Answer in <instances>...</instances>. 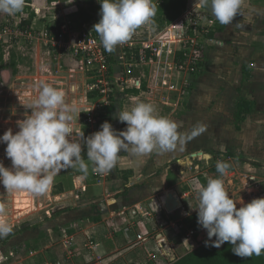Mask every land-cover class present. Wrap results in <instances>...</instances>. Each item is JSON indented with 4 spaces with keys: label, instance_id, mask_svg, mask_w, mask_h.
Masks as SVG:
<instances>
[{
    "label": "crops",
    "instance_id": "1",
    "mask_svg": "<svg viewBox=\"0 0 264 264\" xmlns=\"http://www.w3.org/2000/svg\"><path fill=\"white\" fill-rule=\"evenodd\" d=\"M160 1L153 0V3L157 7ZM92 2L101 8L98 0ZM198 4L199 0H186L185 10L178 15L159 9L151 24L142 25L129 40L117 45L112 53L108 52L113 75L139 81L138 88L114 89L110 112L113 128L118 132L120 109L129 110L139 102L150 103L155 114L169 118L177 124L179 132L186 134L184 144L173 151L154 150L140 156L133 155L130 149L122 151L103 180L96 178L88 159L85 160L88 174L84 179H80L83 173L78 167H68L73 190L63 193L60 189L55 195L63 197L76 191L84 204L83 208H74L60 217L63 223H68L61 228L65 229V239L73 238L75 246L66 250L63 238L59 246L50 242L44 251L30 252L31 256L39 254V264H173L205 243L202 235L196 238L190 230L181 228L183 219L177 218L188 198L184 186L192 181L190 170L209 156L224 153L237 159L243 158L245 153L250 156L257 153L255 131L262 129L260 123L264 119L254 117L253 113L264 112V0H242L239 13L229 25L220 24L210 6L200 8ZM81 6L83 0L80 3L76 0H30L22 13H0V41L6 37L14 41L25 39L30 44L33 41L32 51L37 57L41 53L43 33L29 41L31 37L27 36L31 29L44 28L45 37L53 34L48 40L55 38L58 35L56 23L60 24L63 19L69 21V16ZM21 14L27 18H21ZM184 14L192 16L199 26L213 33L215 43L203 40L201 70L189 78L191 90L187 96L179 97L182 75L176 65L180 55L177 41H167L166 48L146 63L136 62L134 54L155 31ZM86 25L93 29L95 24ZM59 51L64 54L59 68L70 65L74 70L79 63ZM131 51L133 58L126 57L125 53ZM10 59L9 65L14 67L15 60L12 56ZM86 97L84 92L85 109L89 106ZM241 100L253 104L250 114H238ZM193 130L198 134L189 137ZM249 160L254 161L247 158ZM167 201H176V206L168 208ZM72 205L75 206L76 201ZM50 231L53 233V229ZM38 235H30L24 243L10 245L15 248L23 244L25 247V243L34 242ZM89 242H92L91 249L86 246Z\"/></svg>",
    "mask_w": 264,
    "mask_h": 264
},
{
    "label": "clouds",
    "instance_id": "2",
    "mask_svg": "<svg viewBox=\"0 0 264 264\" xmlns=\"http://www.w3.org/2000/svg\"><path fill=\"white\" fill-rule=\"evenodd\" d=\"M101 17L93 26L103 48L112 53L116 46L130 39L142 25H149L156 15L153 0H98ZM242 0H199L200 8L210 6L212 15L222 25H229L239 13ZM25 0H0V13L15 15L22 13ZM38 97L29 106L31 114L17 121L19 131L8 129L0 136L5 144V155L11 161L6 168L0 162V185L8 191H27L34 195L45 193L54 177L64 168H77L84 179L88 164L82 158L86 149L92 171L104 174L111 171L118 161L120 152L131 151L140 156L158 152H169L183 145L185 135L178 131L175 122L155 114L152 104L139 102L129 110H119L117 119L126 123L125 130L117 132L105 121L101 130L75 142L71 137L74 114L78 109L65 103L62 89L41 81ZM75 88V86H73ZM193 130L189 137L197 135ZM131 146V147H130ZM230 165L217 161L216 171L220 176L227 174ZM197 225L206 230L212 247L219 248L230 243L232 252L238 257L260 255L264 251V197L254 198L244 204L229 197L221 178L207 179L206 186L198 180ZM237 203L241 206L237 208ZM4 209L0 207V214ZM12 232L9 224L0 221V238ZM215 237L213 241L212 238ZM2 259V257H0Z\"/></svg>",
    "mask_w": 264,
    "mask_h": 264
},
{
    "label": "rangeland",
    "instance_id": "3",
    "mask_svg": "<svg viewBox=\"0 0 264 264\" xmlns=\"http://www.w3.org/2000/svg\"><path fill=\"white\" fill-rule=\"evenodd\" d=\"M76 1L80 3L81 0ZM39 30L40 27L31 29V34L27 36L31 37L29 41H32V38L40 37V33H43V41L40 44L41 53L37 57L34 51H32L33 41L30 44L25 39L14 41L9 40L8 37L5 38H8L6 42L4 38L0 41V50L5 55V58H3L5 59V64L0 69V136L8 129H12L14 134L19 131L16 126L17 121L23 120L27 115L31 114L29 106L38 97L40 90L38 87L39 83L44 81L55 88L62 89L65 93V103L73 105L78 109L77 113L74 114L73 121H71L73 128L71 138L75 142L81 143L83 147L82 134L85 138L90 136L81 121V117H83L82 113L87 106L85 102L83 103L84 92L87 95L86 98L89 104L91 100L86 92L89 75L79 64H76L74 70L70 65H68V68H59V66H62L61 58L64 55H62L63 52L60 53L59 48L53 49L50 43L47 44L45 42H49L47 38L52 36V33L50 35L47 34L48 36L45 37V29ZM9 56H12L15 60L14 67L9 65V62L12 60ZM190 90H187L186 94ZM186 94L185 96H187ZM253 115L254 117H258V119H264L263 111L261 113L255 111ZM251 123L253 125L251 127L254 129V122L251 121ZM260 124L262 129H256L255 131L256 140L258 141L256 154L252 153L250 156L248 153H245L243 154V158L234 159L221 153L212 157L209 156L204 161L197 163L196 167L194 166L190 170L188 174L190 176L189 179H192V181L189 182V185L183 184L185 185V190L188 192V198L187 202L181 206L180 212L177 215L178 219H185L188 216L197 214L198 199L194 183L197 180L206 186L209 177L223 179L224 187L229 193V197L237 202L242 200L244 204L251 202L254 198L264 197V120ZM5 148V144H0V162H3L6 168H10L11 161L5 155ZM247 158H253L255 162L252 160L247 161ZM217 161L227 162L230 165L226 175L220 176L216 171ZM69 171V168L62 169L54 177L47 191L41 195H34L27 191H8L3 185H0V207L4 209L3 214H0V221L11 226L12 232L10 235L24 230L28 231L27 229L29 228L46 223L47 228L42 232L51 235L52 239H50L53 240L48 239V241H40L37 244L32 242L33 240L28 241L30 248L27 249L23 244L17 245V248L12 247L10 244L14 245L15 240L11 239L8 242L11 247H6L7 250L5 252H0V257H2L0 264H39V254L31 256L30 252H42L44 251V247L50 242L59 246V242L66 237L65 229L61 230V228L63 229L68 223H63L60 217L74 211V208L79 209L84 207V204L79 201V195L76 191L63 197L55 195L60 189L63 190V193H67L68 189L73 190ZM104 174H106L104 178H107L108 173ZM96 178L98 180L104 179L100 177V174L96 175ZM75 201L76 205L73 206L72 204ZM240 206L241 204L237 203V208ZM182 227H184L183 224H181ZM53 228H59L57 233L53 234L50 231ZM179 229L180 227H178ZM200 235L203 237L202 240L208 239L206 230L200 228L195 231L194 237L196 236L197 238ZM196 238L193 239L195 240ZM212 240L214 241L215 237ZM1 241L2 238H0V246L2 245ZM48 256L50 257L51 255Z\"/></svg>",
    "mask_w": 264,
    "mask_h": 264
},
{
    "label": "built area",
    "instance_id": "4",
    "mask_svg": "<svg viewBox=\"0 0 264 264\" xmlns=\"http://www.w3.org/2000/svg\"><path fill=\"white\" fill-rule=\"evenodd\" d=\"M21 18H27V15L21 14ZM197 22L188 14L181 15L170 25L155 31L154 35L138 48L139 50L135 49V61L146 63L166 48L167 41L179 43L180 55L176 61L179 73L182 75L178 89L179 97H184L186 91H189L191 87L189 78L201 70L204 52L203 40L215 43L212 38L208 37L209 30L199 26ZM49 43L52 47L68 53L89 75L86 92L91 100L89 106L82 113L81 121L86 126L89 135L100 131V126L105 121L110 122L114 89L117 87L138 88L139 81L110 73L109 54L100 43L99 35L87 25L77 28L72 26L69 21L61 20L58 35L50 39ZM132 53V51L125 53V56L133 58ZM95 174L98 175V173ZM100 177L104 178L106 174H100ZM138 239L140 238L138 237ZM63 245L66 250H69L75 246V241L73 238H64ZM86 246L91 249L92 242Z\"/></svg>",
    "mask_w": 264,
    "mask_h": 264
},
{
    "label": "trees",
    "instance_id": "5",
    "mask_svg": "<svg viewBox=\"0 0 264 264\" xmlns=\"http://www.w3.org/2000/svg\"><path fill=\"white\" fill-rule=\"evenodd\" d=\"M50 2H52V0H50ZM25 3H30V0H25ZM159 5L156 7L157 8L156 13L159 12V9H165V11L173 12L176 15H178L183 10H185L186 0H162L160 1ZM99 10L100 8L96 7L93 4L92 0H83V6L79 7L75 13L69 16V21L70 23L76 24L75 27H77L78 25L77 28H80L81 26L90 23L96 24L100 20V17L98 15ZM56 24H57L56 30L57 32H59L60 24H58V22ZM25 25L28 26L29 23L27 22ZM208 37L214 38V34L209 32ZM2 68H3L2 54H0V69ZM109 71L111 74L113 73L110 64H109ZM237 108L239 115L241 113L250 114L253 110V104L251 102L241 100L239 101ZM111 120L113 121V119L111 118L109 123H112ZM117 122H119L120 124L118 132L126 129L127 127L126 123H121L119 120H117ZM81 155L84 160L88 159L86 155V150L82 151ZM124 175H128V173H124ZM92 220L97 221L98 218H92ZM182 223L184 226L183 229L190 230L189 233L193 236L195 235V231L200 229V227L197 225V214L188 216L187 218L182 220ZM58 229L59 228H53V233H56ZM181 236H184V234H182ZM47 240H48L47 233L41 232L38 235V237L34 240V242L37 244L40 241H47ZM25 247L29 249L30 244L25 243ZM232 247L233 246L228 242H225L219 248L212 247L211 242H209L208 246H206V244L203 243L194 250H192L191 252L187 253L186 255L178 259L173 264H264V251H262L260 255L253 254L250 257L241 258L233 254Z\"/></svg>",
    "mask_w": 264,
    "mask_h": 264
},
{
    "label": "flooded vegetation",
    "instance_id": "6",
    "mask_svg": "<svg viewBox=\"0 0 264 264\" xmlns=\"http://www.w3.org/2000/svg\"><path fill=\"white\" fill-rule=\"evenodd\" d=\"M37 227V226H36ZM33 228H35V227H33ZM33 228H29V229H27L28 231H30V230H32ZM28 231H26V230H24V231H20V232H18V233H15V234H13V235H7L6 237H2V241H1V243H2V245L0 246V252H5V250H7L6 249V247H10V245H9V241L11 240V239H14L15 241V243H16V240L22 235V234H24V233H26V232H28ZM16 238V239H15Z\"/></svg>",
    "mask_w": 264,
    "mask_h": 264
},
{
    "label": "water",
    "instance_id": "7",
    "mask_svg": "<svg viewBox=\"0 0 264 264\" xmlns=\"http://www.w3.org/2000/svg\"><path fill=\"white\" fill-rule=\"evenodd\" d=\"M45 228H47V224L46 223L42 224L41 226H37V227L33 228L29 232H26V233L22 234L17 239L16 243H24L27 240V237H29L30 235H35V237H36L38 235V233L43 231Z\"/></svg>",
    "mask_w": 264,
    "mask_h": 264
},
{
    "label": "bare ground",
    "instance_id": "8",
    "mask_svg": "<svg viewBox=\"0 0 264 264\" xmlns=\"http://www.w3.org/2000/svg\"><path fill=\"white\" fill-rule=\"evenodd\" d=\"M165 206L172 208L173 206H176V201H167V203L165 202Z\"/></svg>",
    "mask_w": 264,
    "mask_h": 264
}]
</instances>
